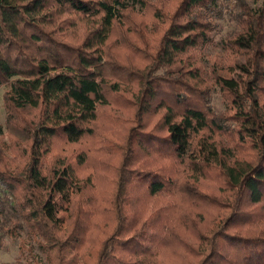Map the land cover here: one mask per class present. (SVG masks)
<instances>
[{
    "label": "trees",
    "instance_id": "1",
    "mask_svg": "<svg viewBox=\"0 0 264 264\" xmlns=\"http://www.w3.org/2000/svg\"><path fill=\"white\" fill-rule=\"evenodd\" d=\"M216 4L0 0L2 101L28 143H14L24 161L5 164L0 184L15 196L30 239L51 241L72 196L92 184L77 170L83 150L70 160L49 155L52 146L91 136L94 150L122 155L104 166L117 184L98 215L115 226L93 264H162L165 252L172 264H264V0H234L235 29L215 43ZM214 87L221 110L211 104ZM112 101L132 108L119 147L95 124ZM200 178L219 193L200 188ZM150 199L157 205L144 216ZM191 209L206 210L202 228Z\"/></svg>",
    "mask_w": 264,
    "mask_h": 264
},
{
    "label": "rangeland",
    "instance_id": "2",
    "mask_svg": "<svg viewBox=\"0 0 264 264\" xmlns=\"http://www.w3.org/2000/svg\"><path fill=\"white\" fill-rule=\"evenodd\" d=\"M259 0H248L250 4L257 3ZM234 0H217L216 8H218L220 16L215 17V29L212 37L216 43L219 39L229 35L235 29V22L232 19L234 11ZM210 44L203 48L206 57L217 50V44ZM118 53H126V49H120ZM6 87L0 85V169L5 164H22L24 157L15 151L14 143L28 144L26 136L20 129L12 126L5 116V108L2 101V93ZM211 104L215 110H221L222 99L216 87L210 92ZM120 98L129 95L126 89L120 92ZM27 115V114H26ZM30 117L28 114L27 117ZM157 114L150 115L144 121L146 127H151ZM143 121V119L141 120ZM132 108L127 104L123 106L122 102H110L102 107L95 123L98 131L108 138L109 142L118 144L124 143L125 135L133 124ZM94 137L85 136L77 142L68 144L63 140L57 139L52 146L53 152L58 156H65L72 160L75 152L83 150L85 152L86 161L77 170L82 176L89 175L92 179L87 189L82 190L79 194L72 196L70 209L65 212L63 221L51 229V241L44 242V239L37 236L30 239L23 228V219L18 214V205L15 196L4 185L0 184V264H93L98 250V243L108 235L114 228V222L111 220H103L98 215V208L102 205L107 196L115 188L117 175L114 170L105 171L104 166L113 168L120 161L122 155L118 149L114 151H96L93 149ZM49 160V158H48ZM198 185L212 193H219L217 183L210 178H200ZM136 190V189H135ZM136 195L138 192H136ZM127 195V194H126ZM129 196H132L130 191ZM146 201V198H144ZM135 202L134 204H136ZM157 205V202L150 201L144 205L143 215L149 213L150 205ZM139 208L140 203H137ZM189 219L202 228L208 214L205 209L199 212L189 210ZM82 231H80V229ZM76 236V237H75ZM75 238V239H74ZM38 239V241H37ZM41 242V243H40ZM48 242H51L48 244ZM49 247V253L41 245ZM58 253V255H57ZM162 264H172L173 258L165 252ZM194 263L197 257H191ZM50 260V261H49ZM192 263V264H193Z\"/></svg>",
    "mask_w": 264,
    "mask_h": 264
}]
</instances>
